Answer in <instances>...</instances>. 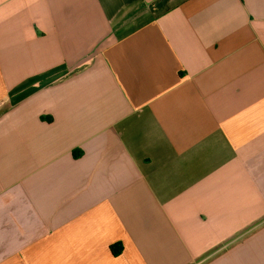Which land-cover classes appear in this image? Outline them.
<instances>
[{
    "label": "crops",
    "instance_id": "obj_1",
    "mask_svg": "<svg viewBox=\"0 0 264 264\" xmlns=\"http://www.w3.org/2000/svg\"><path fill=\"white\" fill-rule=\"evenodd\" d=\"M0 264H264V0H0Z\"/></svg>",
    "mask_w": 264,
    "mask_h": 264
},
{
    "label": "trees",
    "instance_id": "obj_2",
    "mask_svg": "<svg viewBox=\"0 0 264 264\" xmlns=\"http://www.w3.org/2000/svg\"><path fill=\"white\" fill-rule=\"evenodd\" d=\"M111 249H112V251H113L114 254L119 253V250H117V247L112 246Z\"/></svg>",
    "mask_w": 264,
    "mask_h": 264
}]
</instances>
